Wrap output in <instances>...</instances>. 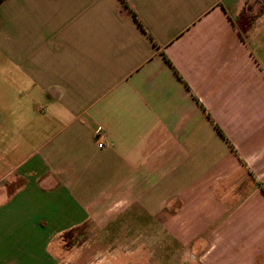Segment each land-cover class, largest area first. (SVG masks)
<instances>
[{"label": "crops", "instance_id": "obj_1", "mask_svg": "<svg viewBox=\"0 0 264 264\" xmlns=\"http://www.w3.org/2000/svg\"><path fill=\"white\" fill-rule=\"evenodd\" d=\"M124 219L264 264V0H0V264Z\"/></svg>", "mask_w": 264, "mask_h": 264}, {"label": "rangeland", "instance_id": "obj_2", "mask_svg": "<svg viewBox=\"0 0 264 264\" xmlns=\"http://www.w3.org/2000/svg\"><path fill=\"white\" fill-rule=\"evenodd\" d=\"M121 222L108 227L106 239L101 241L94 239L98 227L72 231L60 243L64 252L60 264H194L187 258L190 246L167 237L159 226L149 225L146 220L137 226L130 225L129 219Z\"/></svg>", "mask_w": 264, "mask_h": 264}, {"label": "built area", "instance_id": "obj_3", "mask_svg": "<svg viewBox=\"0 0 264 264\" xmlns=\"http://www.w3.org/2000/svg\"><path fill=\"white\" fill-rule=\"evenodd\" d=\"M103 137H104V132L102 128H99L96 132V140H97L99 149L105 148Z\"/></svg>", "mask_w": 264, "mask_h": 264}, {"label": "trees", "instance_id": "obj_4", "mask_svg": "<svg viewBox=\"0 0 264 264\" xmlns=\"http://www.w3.org/2000/svg\"><path fill=\"white\" fill-rule=\"evenodd\" d=\"M134 17L136 18V16L134 15Z\"/></svg>", "mask_w": 264, "mask_h": 264}]
</instances>
